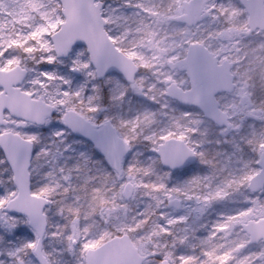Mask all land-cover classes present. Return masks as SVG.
I'll return each instance as SVG.
<instances>
[{"label":"snow or ice","instance_id":"obj_1","mask_svg":"<svg viewBox=\"0 0 264 264\" xmlns=\"http://www.w3.org/2000/svg\"><path fill=\"white\" fill-rule=\"evenodd\" d=\"M0 148V264H264V0H0Z\"/></svg>","mask_w":264,"mask_h":264},{"label":"rangeland","instance_id":"obj_2","mask_svg":"<svg viewBox=\"0 0 264 264\" xmlns=\"http://www.w3.org/2000/svg\"><path fill=\"white\" fill-rule=\"evenodd\" d=\"M77 50H81V49L78 48ZM43 67L51 68L52 66H50V65H44ZM61 70H63V69L61 68ZM113 74L116 75V76L119 75L117 73H113ZM148 154L149 153H147V152L145 153V155H148ZM97 155L100 156V154L98 152H97ZM0 157H2V154L1 153H0ZM207 172H208V169L205 166L199 165V166H197L195 168V170L193 172L189 173V176H185V177H174L173 180L170 182V184L175 183L179 179H188L192 175H203V174H206ZM2 191H3V187L0 186V192H2ZM215 218H216L215 217V213H213V214H211V215H209L207 217V219H210V220H213V221L215 220ZM55 219H56V221L58 223H61V224L64 223V221L59 216H56ZM18 232H20L22 238H25V239L30 238L33 235L32 232H31V229L28 228L27 226H21V228L18 229ZM196 235L198 237H203V236L207 235V233L204 230H200V231H198L196 233ZM65 259L68 260V261H72L73 260V258H72V256L70 254L67 255L65 257Z\"/></svg>","mask_w":264,"mask_h":264},{"label":"water","instance_id":"obj_3","mask_svg":"<svg viewBox=\"0 0 264 264\" xmlns=\"http://www.w3.org/2000/svg\"><path fill=\"white\" fill-rule=\"evenodd\" d=\"M76 45H83V46H85L86 47V45H85V42L84 41H77L76 42ZM76 45H74V46H76ZM113 71H115V72H118V70H113ZM86 140H88V138H85ZM89 141V140H88ZM90 142V141H89ZM0 150H1V152L3 153V149L2 148H0ZM102 155V154H101Z\"/></svg>","mask_w":264,"mask_h":264},{"label":"flooded vegetation","instance_id":"obj_4","mask_svg":"<svg viewBox=\"0 0 264 264\" xmlns=\"http://www.w3.org/2000/svg\"><path fill=\"white\" fill-rule=\"evenodd\" d=\"M86 140V139H85ZM87 141V140H86ZM87 142H89V141H87ZM99 153V152H98ZM100 154V153H99Z\"/></svg>","mask_w":264,"mask_h":264}]
</instances>
